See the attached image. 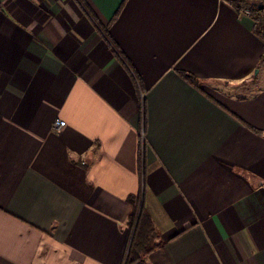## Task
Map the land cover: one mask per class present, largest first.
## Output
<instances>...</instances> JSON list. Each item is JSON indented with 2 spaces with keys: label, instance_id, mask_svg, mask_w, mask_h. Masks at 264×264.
Instances as JSON below:
<instances>
[{
  "label": "crops",
  "instance_id": "0c3cea01",
  "mask_svg": "<svg viewBox=\"0 0 264 264\" xmlns=\"http://www.w3.org/2000/svg\"><path fill=\"white\" fill-rule=\"evenodd\" d=\"M140 192L157 246L135 264H264L256 19L230 0H0V264H123Z\"/></svg>",
  "mask_w": 264,
  "mask_h": 264
},
{
  "label": "trees",
  "instance_id": "16d2710c",
  "mask_svg": "<svg viewBox=\"0 0 264 264\" xmlns=\"http://www.w3.org/2000/svg\"><path fill=\"white\" fill-rule=\"evenodd\" d=\"M237 8H250L251 15L256 19L257 31L264 38V0H230ZM106 29V28H104ZM190 83L199 86L201 79L192 72H181ZM142 108V106H141ZM132 210L129 214L128 224L131 235L128 242V250L124 264H135L139 259L150 253L156 246V230L153 216L149 208L142 202L143 195L140 192L130 197Z\"/></svg>",
  "mask_w": 264,
  "mask_h": 264
},
{
  "label": "built area",
  "instance_id": "2783aa9c",
  "mask_svg": "<svg viewBox=\"0 0 264 264\" xmlns=\"http://www.w3.org/2000/svg\"><path fill=\"white\" fill-rule=\"evenodd\" d=\"M243 9H244V12L250 13V8L249 7H246V8H243ZM143 112H144V108L142 106V108H141L142 118H141V125H140V128H139V132H140V135H141L142 154H144L145 141H146V134H145V131H144V113ZM65 123H66V119L65 118H56L53 121V126L57 130H59ZM125 260H126V256H125V259L123 261V264L125 263Z\"/></svg>",
  "mask_w": 264,
  "mask_h": 264
},
{
  "label": "rangeland",
  "instance_id": "374dc122",
  "mask_svg": "<svg viewBox=\"0 0 264 264\" xmlns=\"http://www.w3.org/2000/svg\"><path fill=\"white\" fill-rule=\"evenodd\" d=\"M247 91H248L247 88H238V89H237V92H241V93H243V94H245Z\"/></svg>",
  "mask_w": 264,
  "mask_h": 264
}]
</instances>
